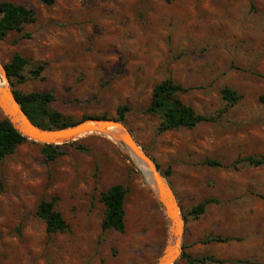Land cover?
I'll list each match as a JSON object with an SVG mask.
<instances>
[{
    "label": "rangeland",
    "instance_id": "obj_1",
    "mask_svg": "<svg viewBox=\"0 0 264 264\" xmlns=\"http://www.w3.org/2000/svg\"><path fill=\"white\" fill-rule=\"evenodd\" d=\"M4 1L34 16L0 40L4 83L3 65L14 54L28 60L21 82L8 79L12 91L52 94L49 108L68 126L118 119L117 108L129 107L122 121L183 217L174 264L202 257L215 260L204 264H264V0ZM165 79L187 88L180 98L196 113L216 120L159 133L160 118L144 109ZM224 88L239 99L222 112ZM114 140L76 135L52 143L60 153L47 160L44 143L28 139L0 161V264H157L169 218ZM247 156L262 163L238 162ZM113 184L126 190L122 232L101 227V193ZM52 197L69 228L48 234L36 210ZM209 199L199 217L187 214Z\"/></svg>",
    "mask_w": 264,
    "mask_h": 264
},
{
    "label": "trees",
    "instance_id": "obj_2",
    "mask_svg": "<svg viewBox=\"0 0 264 264\" xmlns=\"http://www.w3.org/2000/svg\"><path fill=\"white\" fill-rule=\"evenodd\" d=\"M47 4H51L53 0H42ZM34 20L33 13L30 9L22 4H16L10 1L0 0V40L11 31H22L25 24ZM28 60L19 54H14L11 60L3 65L6 77L10 83L21 82L24 79L22 74ZM44 69V65L40 64L30 71L33 77L39 76ZM187 88L175 83L171 79H165L157 83L152 90L150 104L144 109V113L157 115L160 123L157 127L159 133L173 129H193L202 122H211L216 120L214 115H202L194 111V109L185 104L180 94L185 92ZM14 96L20 104L23 111L30 120L38 127L51 129L63 128L69 125L65 118L57 111L49 108V103L54 99L50 93H23L13 90ZM224 99L228 101V105L222 110L225 111L231 107L239 99L237 93L231 89L224 88L222 90ZM264 101V96H261ZM129 110L127 105L117 108V120H123L125 113ZM28 139L19 133L7 118L0 119V161L5 157L13 154L19 145ZM58 145L43 144L42 150L47 160L54 159L60 152L56 151ZM248 162L253 165H260L261 160L247 156L238 160ZM208 165H220L215 160H206ZM126 190L121 184H113L101 193V201L104 205V215L101 221L103 230L113 229L122 232L124 230V201ZM56 197L48 200H42L36 210V214L43 219L45 229L48 234L64 232L68 230V224L62 214L56 209ZM212 201L211 199L202 201L197 205L190 207L187 214L192 217H199L204 213L206 205ZM221 238H213L219 241ZM215 261L212 257H202L198 259H189V264L206 263ZM219 263L221 261H218Z\"/></svg>",
    "mask_w": 264,
    "mask_h": 264
},
{
    "label": "water",
    "instance_id": "obj_3",
    "mask_svg": "<svg viewBox=\"0 0 264 264\" xmlns=\"http://www.w3.org/2000/svg\"><path fill=\"white\" fill-rule=\"evenodd\" d=\"M2 70L5 76L6 87L4 89L0 87V110L4 115V118H7L12 126L27 139L44 144H52L88 132H97L108 136L111 134V131L109 130L110 128H114L119 132L118 134L112 133L117 140V142H114L123 145L133 158L139 163L148 166L158 190V199L169 218V229H171L172 223H176V227L178 228L176 239L174 243H170L168 240V243L157 262V264H174L181 253V240L183 235V217L178 202L171 187L157 168L155 162L140 147L138 142L126 128L124 122L117 119H98L85 120L63 128L45 129L38 127L30 120L21 108L10 88L4 68H2ZM6 97L11 101V106L5 104L4 99Z\"/></svg>",
    "mask_w": 264,
    "mask_h": 264
},
{
    "label": "bare ground",
    "instance_id": "obj_4",
    "mask_svg": "<svg viewBox=\"0 0 264 264\" xmlns=\"http://www.w3.org/2000/svg\"><path fill=\"white\" fill-rule=\"evenodd\" d=\"M0 87L2 89H4L6 87V83H4L2 80H0ZM4 102L7 106H11V101L7 97L4 99ZM109 130L111 131V134L108 135V137L110 136L111 138L115 139L114 141L117 142V140L113 134H118L119 132L114 128H110ZM133 159H135V158H133ZM136 164L141 167L143 175H144L147 183L153 189V191L157 194L158 190H157L156 184L154 182V179L152 177V173H151L150 169L148 168V166L144 165L142 163H139L137 160H136ZM177 231H178V228L176 227V223H172L171 229H170V235H169V242L170 243H174L176 236H177Z\"/></svg>",
    "mask_w": 264,
    "mask_h": 264
}]
</instances>
